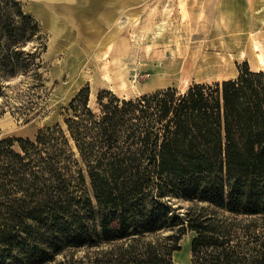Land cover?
I'll return each instance as SVG.
<instances>
[{"label": "trees", "instance_id": "trees-1", "mask_svg": "<svg viewBox=\"0 0 264 264\" xmlns=\"http://www.w3.org/2000/svg\"><path fill=\"white\" fill-rule=\"evenodd\" d=\"M41 38L18 1L0 0V91L19 71L40 80L45 43L23 47ZM67 109L65 129L0 138V264H177L188 229L191 264H264V238L242 246L234 229L239 215L264 220L262 71L134 98L101 90L96 108L84 87ZM172 198L191 204L180 214Z\"/></svg>", "mask_w": 264, "mask_h": 264}, {"label": "rangeland", "instance_id": "rangeland-1", "mask_svg": "<svg viewBox=\"0 0 264 264\" xmlns=\"http://www.w3.org/2000/svg\"><path fill=\"white\" fill-rule=\"evenodd\" d=\"M16 1L38 21L42 34L23 48L41 50L45 43V49L38 67L40 80L21 71L2 78L0 138L34 139L40 129L57 123L65 129L68 105L84 87L89 105L96 108L101 90L134 98L168 86L184 90L195 82L233 78L244 65L260 70L247 52L250 36L264 47V0H185V18L179 0ZM110 30L113 37L105 40ZM103 65L110 82L104 79ZM70 145L72 157L85 172L72 139ZM171 202L180 214L191 204L183 198ZM224 215L231 217L228 212ZM235 218L231 220L238 222L234 229L241 245L259 247L264 220L251 222L258 215ZM195 235L188 229L180 236L179 249L173 252L177 264L192 263Z\"/></svg>", "mask_w": 264, "mask_h": 264}, {"label": "bare ground", "instance_id": "bare-ground-1", "mask_svg": "<svg viewBox=\"0 0 264 264\" xmlns=\"http://www.w3.org/2000/svg\"><path fill=\"white\" fill-rule=\"evenodd\" d=\"M179 3H180V8H181V14L183 16V18H185V15H186V8H185V0H179ZM259 11V10H258ZM170 14V13H169ZM167 16V15H166ZM262 21L264 23V14H262ZM157 24V23H156ZM164 24V23H162ZM262 25V24H261ZM157 32V31H156ZM113 35H112V30H110V33L109 35L105 38L106 39H110L112 38ZM54 38V37H53ZM125 41V39H123ZM263 40V39H262ZM264 41V40H263ZM102 44V42H101ZM105 44V43H104ZM103 45V44H102ZM248 55H249V58L252 62H254L257 66V68H259L260 70L264 71V47L263 45H261L259 43V41L254 38L253 36H250V39H249V50H248ZM102 54V53H101ZM244 56H246V54H242ZM103 57V56H102ZM100 69V68H99ZM103 75H104V79L108 82H110L112 80L110 74L108 73V67L106 65H103ZM86 71V70H85ZM101 71V69H100ZM83 72V71H82ZM84 73V72H83ZM87 73V72H86ZM79 75V74H78ZM81 76V75H79ZM87 76V75H86ZM102 76V75H101ZM83 77V76H82ZM103 78V77H102ZM75 88V87H74ZM68 91V90H67ZM2 126V125H1ZM9 127H11V125L9 124L8 125Z\"/></svg>", "mask_w": 264, "mask_h": 264}, {"label": "crops", "instance_id": "crops-1", "mask_svg": "<svg viewBox=\"0 0 264 264\" xmlns=\"http://www.w3.org/2000/svg\"><path fill=\"white\" fill-rule=\"evenodd\" d=\"M93 1H96V0H92V2H93ZM102 1H103V0H102ZM91 5H92V3L90 4V6H91ZM84 10L87 11V12H89V11H90V7H85ZM107 16H110V15L107 14Z\"/></svg>", "mask_w": 264, "mask_h": 264}]
</instances>
